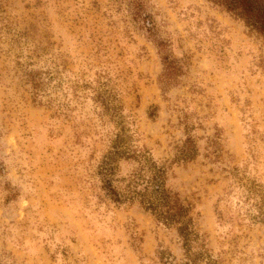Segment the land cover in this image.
Listing matches in <instances>:
<instances>
[{"label": "rangeland", "instance_id": "374dc122", "mask_svg": "<svg viewBox=\"0 0 264 264\" xmlns=\"http://www.w3.org/2000/svg\"><path fill=\"white\" fill-rule=\"evenodd\" d=\"M140 1L139 16L133 0H0V264L186 259L175 229L105 196L117 134L159 161L194 137L168 187L195 202L219 264H264V37L209 0ZM159 42L181 67L167 90ZM25 69L57 77L52 103Z\"/></svg>", "mask_w": 264, "mask_h": 264}, {"label": "trees", "instance_id": "16d2710c", "mask_svg": "<svg viewBox=\"0 0 264 264\" xmlns=\"http://www.w3.org/2000/svg\"><path fill=\"white\" fill-rule=\"evenodd\" d=\"M220 5L232 15L243 19L251 29L264 37V0H209ZM133 7L140 16L144 3L133 0ZM162 41V40H159ZM162 51L163 71L160 83L164 90L177 83L181 67L172 58L164 43L159 42ZM24 80L31 85L33 100L39 104L52 103L53 98L46 91L50 80L57 77L39 69H25ZM43 74H49V77ZM48 80V81H47ZM103 96L101 90L97 91ZM55 101V100H54ZM111 149L105 155L97 174L100 175L102 189L106 197L117 204H139L150 212L157 225L176 230L185 251V260L175 263V257L166 249L159 251L163 264H219L208 248L205 235L199 228L200 213L194 201L183 197L178 191L168 187L167 181L175 163L189 162L198 155L195 138L187 136L178 144L172 159L159 161L144 146L126 141L124 135L112 140ZM121 161L134 163L128 172H121ZM263 215V208L260 210Z\"/></svg>", "mask_w": 264, "mask_h": 264}]
</instances>
